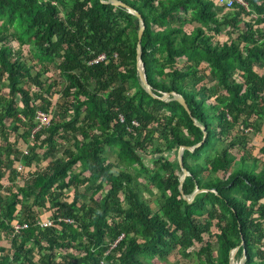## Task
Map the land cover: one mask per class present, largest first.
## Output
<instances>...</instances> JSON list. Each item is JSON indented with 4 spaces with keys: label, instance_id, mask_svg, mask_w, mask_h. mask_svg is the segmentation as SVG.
I'll return each instance as SVG.
<instances>
[{
    "label": "trees",
    "instance_id": "obj_1",
    "mask_svg": "<svg viewBox=\"0 0 264 264\" xmlns=\"http://www.w3.org/2000/svg\"><path fill=\"white\" fill-rule=\"evenodd\" d=\"M107 1L0 0V264H230L237 247L264 264V0H122L143 16L155 94L194 118L147 92L140 21ZM196 122L208 136L184 150L183 189L206 190L190 203L178 150L202 141Z\"/></svg>",
    "mask_w": 264,
    "mask_h": 264
},
{
    "label": "water",
    "instance_id": "obj_2",
    "mask_svg": "<svg viewBox=\"0 0 264 264\" xmlns=\"http://www.w3.org/2000/svg\"><path fill=\"white\" fill-rule=\"evenodd\" d=\"M107 2H110V3H112L115 6H121V7L125 8V9H128L129 11L133 12L138 17V19L140 21V28H139V32H138V43H137V60H138L137 61V71L139 73V77H140L141 83L145 87L147 92L151 96H153L154 98H159V99H162V100H166V99L171 97V99L177 100L188 111L190 116L192 118H194L193 115H192V111H191V109H190L185 97L182 94L177 93V92H167V93L163 94L162 96H158L157 94H155L152 86L148 82L146 71H145V67H144V63L142 62V44H141V42H142L143 34H144V31H145V27H146L142 14L137 9L133 8L132 6H130L129 4H127L126 2H124L122 0H108ZM196 124L199 127H201V129L204 132V137H203L202 141L199 142L198 144H196L194 147L181 146L179 148V150H178V160H179L180 166H181V168L183 170V176L181 178L180 186H179L180 187V192L182 194V197L185 200H187L188 202H190V203L194 200V198L196 197V195L198 193H200L201 191L206 190V189H197L194 192V194L189 198L185 194L184 189H183V184L185 182V179L189 175L188 170L184 167V162H183L184 150L185 149L194 150V148L200 147L205 142V140H206V138L208 136V132H207L206 126H204L203 124L197 123V122H196ZM238 249H239V247H237L236 250L233 252V255H232L231 260H230V264H238L237 260H236V253H237ZM244 260H245V257L242 258V260L240 261L239 264H245Z\"/></svg>",
    "mask_w": 264,
    "mask_h": 264
},
{
    "label": "rangeland",
    "instance_id": "obj_3",
    "mask_svg": "<svg viewBox=\"0 0 264 264\" xmlns=\"http://www.w3.org/2000/svg\"><path fill=\"white\" fill-rule=\"evenodd\" d=\"M261 27H263V25H261ZM186 28L190 29V25H187ZM217 38L220 41H224V40H226L228 38V36L225 33H223V34H221ZM25 51H28V48H26ZM180 63H183V60H181ZM48 66H49V72H47L46 75L52 77L53 79H56V80H59V81H63V79L60 77V75L58 73V70L55 67V65L54 64H51V65H48ZM201 68L202 69L206 68V65L203 63L201 65ZM262 68H263V66L260 67V69H262ZM58 97L59 96L56 95L55 96V99H58ZM263 132H264V129H263ZM263 132H259L258 131V132H252V133H250L251 143L253 145L252 152L254 153V155L263 156V151H262V150H264V133ZM12 140H15L14 137L12 138ZM21 145L24 146L23 143ZM25 149H27V147ZM170 157H174V156L171 155ZM263 158H264V156H263ZM110 159L111 160H114V155L110 156ZM147 162L149 163V161H147ZM20 165L21 164H18V166H20ZM33 167L34 166L27 167L26 168V171H25V169L22 168V170H20V171H22L24 174L27 175V174H29L30 171L33 170ZM35 169L36 168H34V170ZM4 183H8V178L7 177L4 178ZM21 184H23V181L21 182ZM70 193H72V192H70ZM143 193H144L145 197L148 200L151 199V204L155 207L156 204H157V202H158V200H159V197L158 198L151 197L150 194H149V192H147L146 190ZM153 199H154V201H153ZM49 215H50L49 212H45L44 215H42V217H48ZM3 243L5 245H8V242L5 241V240H4ZM178 259H179V263H181V264H187V263L192 264V260L185 259L184 257H181V256L179 257V255H177L176 260H178ZM156 260L159 261L158 259H156ZM173 260H174V258H172V260H170V261L173 262ZM240 261L241 260H237V263L239 264Z\"/></svg>",
    "mask_w": 264,
    "mask_h": 264
},
{
    "label": "built area",
    "instance_id": "obj_4",
    "mask_svg": "<svg viewBox=\"0 0 264 264\" xmlns=\"http://www.w3.org/2000/svg\"><path fill=\"white\" fill-rule=\"evenodd\" d=\"M216 3L219 5V6H223L225 7L226 9H233L235 8L237 5H242L244 7H246L248 9V3L246 2V0H216ZM106 58V55L105 54H102L98 57V60H104ZM51 118L52 116L48 113H45L43 111H38L37 112V121H38V126L35 128V130L32 131L33 135H32V138H34V135L35 133L37 132V130H39L42 126H48L51 122ZM121 120L123 121L124 120V117L121 115ZM134 123L136 125H138V123L136 121H134ZM21 168V167H20ZM59 221H65V222H69V223H72L74 222L73 219H70V218H64V217H60L59 218ZM38 224L41 226V227H46V226H51L54 224V220L52 219H49V218H46V219H42L41 221L38 222ZM26 225H21L17 222L14 223V229H15V232H19L20 229H23ZM124 237V235H121L119 237V239L116 241V243L119 242V240H121L122 238ZM115 243V245H116Z\"/></svg>",
    "mask_w": 264,
    "mask_h": 264
},
{
    "label": "crops",
    "instance_id": "obj_5",
    "mask_svg": "<svg viewBox=\"0 0 264 264\" xmlns=\"http://www.w3.org/2000/svg\"><path fill=\"white\" fill-rule=\"evenodd\" d=\"M22 142V141H21Z\"/></svg>",
    "mask_w": 264,
    "mask_h": 264
}]
</instances>
